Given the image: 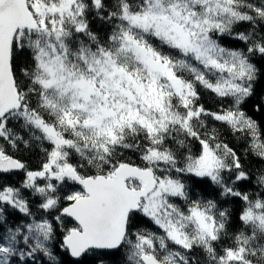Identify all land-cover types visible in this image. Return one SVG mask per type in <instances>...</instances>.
<instances>
[{
  "label": "snow or ice",
  "instance_id": "snow-or-ice-1",
  "mask_svg": "<svg viewBox=\"0 0 264 264\" xmlns=\"http://www.w3.org/2000/svg\"><path fill=\"white\" fill-rule=\"evenodd\" d=\"M258 75L264 0H0V264H264Z\"/></svg>",
  "mask_w": 264,
  "mask_h": 264
},
{
  "label": "trees",
  "instance_id": "trees-1",
  "mask_svg": "<svg viewBox=\"0 0 264 264\" xmlns=\"http://www.w3.org/2000/svg\"><path fill=\"white\" fill-rule=\"evenodd\" d=\"M98 26H99L98 24L93 25L94 28ZM246 27L247 25H241L239 30H244ZM229 46H236L235 42L233 43V45H229ZM253 87H254V95L248 100V102L244 105V107L248 111L249 115H254L255 119H257L259 122L264 124V112L255 111L257 102L264 100V75H258V79L255 81ZM200 103H203L206 107L209 108L214 109L216 107L215 102L208 94L202 95V99ZM222 132H223L222 138L225 139L230 144V146H233L237 149V151L241 154L245 168L252 174V179L250 181L243 182V189L251 192L253 195L256 192L261 191V189L256 185L255 174L258 172V170L264 168V162H261L256 157H251V156L245 157L243 154V148L241 146L240 141L230 136L226 131L222 130ZM18 155H20L21 158L24 159V161L29 165V167H35L39 163L42 157V153H40L39 151L22 152V153H18ZM128 155L131 154L129 153ZM22 177H23V173L12 174L11 176L5 178V183L11 182L13 184L18 185ZM209 195H212V193L209 192ZM14 218L15 217L13 216L9 217L10 220ZM57 237L58 239H62L59 233V229L57 230ZM61 257L65 261V264H71L73 260L66 253H61Z\"/></svg>",
  "mask_w": 264,
  "mask_h": 264
},
{
  "label": "water",
  "instance_id": "water-1",
  "mask_svg": "<svg viewBox=\"0 0 264 264\" xmlns=\"http://www.w3.org/2000/svg\"><path fill=\"white\" fill-rule=\"evenodd\" d=\"M72 258V257H71ZM72 259H75V258H72Z\"/></svg>",
  "mask_w": 264,
  "mask_h": 264
}]
</instances>
